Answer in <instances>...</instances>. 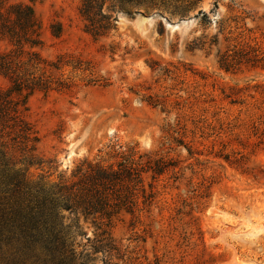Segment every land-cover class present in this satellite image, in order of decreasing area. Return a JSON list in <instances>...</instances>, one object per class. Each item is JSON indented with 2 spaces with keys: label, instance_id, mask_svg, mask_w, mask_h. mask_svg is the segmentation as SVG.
I'll return each instance as SVG.
<instances>
[{
  "label": "rangeland",
  "instance_id": "374dc122",
  "mask_svg": "<svg viewBox=\"0 0 264 264\" xmlns=\"http://www.w3.org/2000/svg\"><path fill=\"white\" fill-rule=\"evenodd\" d=\"M9 1L34 8L42 55L68 61L57 74L68 89L27 99L45 160L29 184L70 178L86 159L164 158V174H144L152 206L140 199L111 228L126 264H264V0H106L116 21L103 37L87 31L84 0Z\"/></svg>",
  "mask_w": 264,
  "mask_h": 264
},
{
  "label": "trees",
  "instance_id": "16d2710c",
  "mask_svg": "<svg viewBox=\"0 0 264 264\" xmlns=\"http://www.w3.org/2000/svg\"><path fill=\"white\" fill-rule=\"evenodd\" d=\"M108 1L113 9L160 4ZM105 2L84 0L81 9L86 29L95 37L106 36L116 21L104 14ZM52 28L60 38L61 25ZM44 46L34 8L0 0V76L8 82L0 91V175L8 177L7 189L0 190V264H126V254L111 233L113 223L123 212L135 214L140 199L144 210L152 206L155 193L152 185L146 188L144 174L152 172L155 179L171 164L164 158L143 162L144 155L140 161L131 155L110 166L86 159L70 178L51 186L42 181L30 185L29 170L43 167L45 160L38 155L41 139L25 115L27 99L36 91L68 89L57 76L68 61L64 56L45 58ZM222 66L229 69L227 58Z\"/></svg>",
  "mask_w": 264,
  "mask_h": 264
}]
</instances>
